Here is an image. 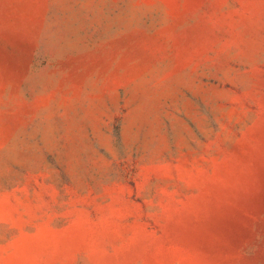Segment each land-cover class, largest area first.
<instances>
[{
    "label": "rangeland",
    "instance_id": "rangeland-1",
    "mask_svg": "<svg viewBox=\"0 0 264 264\" xmlns=\"http://www.w3.org/2000/svg\"><path fill=\"white\" fill-rule=\"evenodd\" d=\"M0 264H264V0H0Z\"/></svg>",
    "mask_w": 264,
    "mask_h": 264
}]
</instances>
